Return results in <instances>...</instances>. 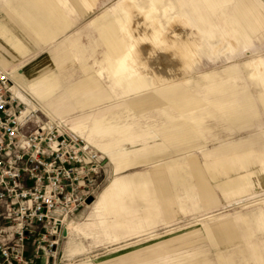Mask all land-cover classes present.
I'll use <instances>...</instances> for the list:
<instances>
[{
    "label": "rangeland",
    "instance_id": "rangeland-1",
    "mask_svg": "<svg viewBox=\"0 0 264 264\" xmlns=\"http://www.w3.org/2000/svg\"><path fill=\"white\" fill-rule=\"evenodd\" d=\"M8 1L13 5V16L23 22L22 16L27 11L22 0ZM57 1L61 9L68 7L64 8V13L52 12L54 17L59 16L56 21L60 20L64 27L71 25V19L72 27L46 43L44 48L31 51L27 61L16 46L13 47L28 48L24 37L18 36L17 42L10 43L0 35V52H13L20 72L31 67L35 74L44 68L54 73L58 66L47 57L49 44L76 37L79 48L70 45L71 50L61 54L65 59L59 63L65 68L62 72L77 73V76L50 78L72 96L76 81L87 78L92 71L106 93L92 103L76 104L74 111L54 115L31 87L24 88L22 93L29 99L28 103L42 108L34 112L36 124L49 122L50 118L62 119L91 142L92 138L106 140L129 155L135 151L133 146L139 151L144 144H165L157 136L160 124H170L174 133V129L184 124L194 131L190 133L197 134L201 144L187 148L188 152L185 149L174 151V164L160 158L119 172L110 156L95 146L103 156L96 197L66 222L57 255L45 261L36 258V264H226L221 263L224 258L232 261L227 264H264V101L261 98L264 94V27L258 37L255 35L254 43L241 29L213 28V12L204 10L203 0H154L156 5L152 4L153 0H88L93 12L81 19L74 18L69 6L83 0ZM119 7L122 9L117 12ZM107 11L112 14V21L116 15L119 17L120 21L115 23L122 38L126 36L127 46L136 45L131 54L126 52L112 63L126 59L129 65L125 66L126 72L141 71L145 76L143 83L151 81L156 87L127 92L136 84L124 88L113 80L115 74L110 69H103V65L107 67L104 60L94 64L96 58L103 59L107 48L101 44L94 25L92 29L84 27L89 20L93 22ZM262 14L264 16V11ZM2 23L0 20V27ZM12 31V28L6 29L9 34ZM189 44L198 54L191 61ZM157 51L167 54L168 61L175 66L174 77L165 82L167 84L148 66ZM207 73L212 74L217 83L233 88L221 94L211 93L212 82L204 78ZM10 78L15 84L11 75ZM167 85L190 95L196 107L180 109L167 103L163 99L165 90L159 89ZM38 88L48 87L39 85ZM245 93L251 98V106L247 105L241 117L228 118L223 115V109L213 107L215 101L222 102L231 96L234 101L224 104L229 111L239 113ZM55 96L56 92L45 100L49 102ZM135 122L140 124L135 126ZM178 136L173 138L178 140ZM242 142L247 145L220 156L204 153ZM150 152L155 153V150ZM131 176L141 181L139 189L121 191L106 204L102 203L118 178ZM215 231L224 238L219 246L213 245L215 242L210 235Z\"/></svg>",
    "mask_w": 264,
    "mask_h": 264
},
{
    "label": "crops",
    "instance_id": "crops-1",
    "mask_svg": "<svg viewBox=\"0 0 264 264\" xmlns=\"http://www.w3.org/2000/svg\"><path fill=\"white\" fill-rule=\"evenodd\" d=\"M1 2L2 0H0V3ZM152 2L153 5H156L154 0ZM21 3L27 11V14L24 13V15L22 16V19L20 17L21 21H23L21 23L18 18L13 16V5L8 0H4L0 4V20L3 21L2 26L0 27V29H2L0 31H3V33H0V35L4 37L7 42L9 40L10 43L17 42L18 36L24 37L25 44L28 45V48H21L17 45H13V47L16 46L15 49L21 52L25 58L24 61H27L28 59H30L29 57L31 51L40 50L44 48V45L46 43L61 36L68 28L73 26L74 22L70 19V17L65 16L66 19H70L71 25L68 26V22L65 21L67 25L61 27V22H59L60 20L56 21L59 16L57 14L54 17V14L52 12L64 13V8L68 7L64 6L61 9V6L57 0H22ZM202 3L206 5V8H204L206 12H213V28H223L230 31L241 29L249 38H252L254 43L255 35H257L256 37H258V32H260V30L264 27V16L262 14V11H264V0H203ZM210 6H212V8H210ZM20 7L21 6H16L17 9H19ZM54 8H56V10ZM120 8L122 9V7ZM120 8L116 9V11L118 12ZM69 10L71 12H74V18L81 19L87 18L93 12V7L91 6V2H89L88 0H83L79 4H71V6H69ZM115 21H120L117 15L115 17ZM115 21H112V14L107 11L104 12L102 16H100L95 21L93 20L92 22L91 20H89L86 26L84 27V29H92L94 25L99 32L101 44H103L107 48V52L103 55V59L99 60V58H96L94 64L96 65L98 62L104 60V63H107V67L103 65V69H110V71L114 74L116 72V69H123L124 74L120 75L119 77H117L115 74L113 80L118 83H121L124 88H128L127 85L129 84H136L135 88L129 89L127 90V92L141 90L142 88H149L150 86L156 87V84L152 83L151 81H149L148 84L143 83L142 78L145 76L141 71H133V73L126 72L125 69L129 66L126 59L124 61L119 60V63H112L114 58H117L118 56L121 57V55L126 52H130L129 54H131V50L133 52L134 49L133 43L128 47L126 44V36L122 38V36L118 33L119 27L115 23ZM9 28H12L14 32L12 31V33L10 34L7 33L6 29ZM180 32L184 35V31L181 30ZM37 39L41 41H38ZM127 41H129V37H127ZM241 42H243V44L246 43V41ZM72 44L76 45V48L78 47L77 45H80L76 37L66 38L62 41H56L49 44V48L47 49V57L51 62H53L55 66H58L57 69H55L56 72L54 73L48 72L50 70L49 68H44L35 74V71H33L31 67H28L26 69L24 68V72H20V69L18 68L19 65L17 66L15 61L16 57L14 53L9 52L7 50L2 51L3 53L0 52V65L4 68L9 67L11 69L10 75L14 79L15 88H19L20 91L23 92L24 88L31 87V90L34 91V93L38 94L36 96L42 100L44 106L47 107L49 111L54 115L68 113L72 110H75L74 108L76 104L92 103L93 100L102 99V97L105 96L106 93L105 87L95 77V74L92 71L88 72L89 74L87 78H82L76 81L74 88L71 89L72 96H68V94L65 92V88H60L59 82L50 78V76L54 75L77 76V73L72 74L69 72H62V70H65V68L63 69L61 62L59 63V61L65 59V57H61V54H65L66 52L70 51L71 49H68V47H70V45ZM82 44L83 43H81V45ZM188 50L190 54L189 60L191 61L194 58V55H196L197 57V53H195V51L191 48L190 44L188 46ZM91 51L92 56L90 58L92 59L93 49ZM156 53L157 52H155V54ZM108 63L110 68L108 67ZM114 66L116 67V69ZM148 66L149 68H151L150 63L148 64ZM153 69L155 70V68H152V70ZM33 76H36V78ZM26 77H30L28 81H32L28 85V81H25L24 79ZM204 78H207V81L212 82L211 86L209 87L211 93L216 92L221 94L227 92L229 90V87L233 88L232 86L227 84L217 83V80L215 79V77H213L212 74L207 73L205 74ZM50 79L54 80L55 82H52ZM39 84L45 85L48 88H38ZM165 87L159 89L165 90L166 93L163 94V99L166 100L167 103H169L171 106L188 110L196 107L190 95L187 96L181 90L179 91L178 88H172V86ZM54 92H56V96L50 99L49 102H47L44 98H51L52 93ZM261 98L264 101L263 93L261 95ZM250 100L251 98H249L247 93H245L242 99L243 103H241L240 105L241 109L239 113L229 111L226 104H224V102L234 101L233 97L231 96L226 97L222 102L215 101L213 103V107L215 109H223V115L228 118H234L236 116L241 117L242 112L245 113L244 111L247 109V107L249 105L251 106ZM133 124L137 126L140 123L135 122ZM67 125L71 127L68 123ZM160 125L161 127L157 128L159 131V135L157 136H159L158 139L160 140L162 138L165 144H144L140 148L138 147L139 151H136L137 146H133V150L135 151L130 155L129 153H127V151L125 152L124 150H119L116 145H114L113 143H109L106 140L101 139L100 141H97V139L92 138L93 142H91L87 136H84L77 130L73 129L72 127L71 128L78 134L83 136L85 139H87L89 142H91L94 147L96 146L99 150H101L105 154H108L112 161L115 163L116 171L119 172L126 167L134 166L140 162L155 161L160 158H167L166 162L168 164H174V160L172 159L174 151L177 150V152H179L178 150L182 151L185 149V151L188 152L186 150L187 148L198 147L201 144L200 140H198L200 138L197 136V134L190 133V131L192 130H190L184 124H180V126L174 129L176 131L175 133L173 132V129L170 124H164V126H162L163 124ZM135 130H137V128H135ZM173 136H178V140H176V138H173ZM246 145L247 144L244 142L236 145L230 144L228 146L219 148V150H206V152L204 151V153L220 156V154L231 152L237 149L238 147H244ZM153 150H155V153L150 152ZM156 152L159 153L156 154ZM179 154H182V156L186 157V155H183V153ZM134 177L135 176H131L128 178H118L115 187L113 189L108 190L106 194V199H104L102 203L106 204L108 201L117 196V194H119L121 191H126L129 188L134 187L139 189L141 181H137ZM210 235L213 239V242H215L213 244L214 246H219L223 244L224 238L221 233L215 231ZM224 262L227 264L231 263L232 261L230 259L224 258L221 263Z\"/></svg>",
    "mask_w": 264,
    "mask_h": 264
},
{
    "label": "built area",
    "instance_id": "built-area-1",
    "mask_svg": "<svg viewBox=\"0 0 264 264\" xmlns=\"http://www.w3.org/2000/svg\"><path fill=\"white\" fill-rule=\"evenodd\" d=\"M12 86L0 68V264H36L96 197L103 157L67 127L36 124Z\"/></svg>",
    "mask_w": 264,
    "mask_h": 264
},
{
    "label": "bare ground",
    "instance_id": "bare-ground-1",
    "mask_svg": "<svg viewBox=\"0 0 264 264\" xmlns=\"http://www.w3.org/2000/svg\"><path fill=\"white\" fill-rule=\"evenodd\" d=\"M155 2V1H154ZM153 3V2H152ZM156 3V2H155ZM120 8V7H119ZM121 10V8H120ZM116 17V16H115ZM118 17V16H117ZM117 19V18H116ZM118 20V19H117ZM120 24V23H119ZM123 28V26H122ZM136 32V31H135ZM179 36V35H178ZM180 38V37H179ZM188 42V41H187ZM136 45L134 44V47ZM143 48V47H142ZM143 50V49H142ZM132 51V50H131ZM109 52V51H108ZM151 52V51H150ZM157 51V53L155 54V56H153L154 58L151 59L150 61V64H151V69L152 68H155L154 71H156V74L160 75L162 78H163V83L164 84H167L165 82H169L172 80V77L173 76V72H174V69H175V66L172 64V62L168 61V56L167 54H162V52H159ZM130 53V52H129ZM140 53V52H139ZM150 54V53H149ZM193 54V53H192ZM108 55V54H107ZM198 55V54H197ZM147 56V54H146ZM145 58V57H144ZM193 58V57H192ZM191 58V59H192ZM162 60H167V62H163L162 63ZM124 61V60H123ZM111 62V61H110ZM109 64V63H108ZM114 65V64H113ZM120 66V65H119ZM172 66V67H171ZM109 67V66H108ZM115 67V66H114ZM121 67V66H120ZM171 67V68H170ZM4 67H2L3 69ZM116 69V67H115ZM170 69V70H169ZM4 70H7L4 68ZM172 70V71H171ZM114 71V70H113ZM10 73V72H9ZM183 81V80H182ZM171 83V82H170ZM169 83V84H170ZM163 84V85H164ZM38 85V84H37ZM40 85V84H39ZM33 86V85H32ZM167 86H170V85H167ZM159 87V86H158ZM12 88V93L14 95V97L18 98L20 100V102L24 103L26 106H25V110H24V114H30L31 116L35 117V114L34 112H37L38 110H42V108L38 105V104H35L33 102L31 103H28V98L27 96H25L19 88H15V84H13V86L11 87ZM166 88V87H165ZM230 88V87H229ZM31 89V88H30ZM58 89V88H57ZM60 89V88H59ZM220 91V90H219ZM36 94V93H35ZM92 94V93H91ZM38 95V94H37ZM41 98V97H40ZM43 99V98H42ZM46 99V98H44ZM38 122V120H36ZM50 124H58V125H61V126H64V127H67L69 130H71L72 132H75L77 133L76 131H74L71 127H69L66 123L65 120H62V119H51L49 120ZM78 134V133H77ZM80 137H82L85 141H87L88 143H90L92 145L91 142H89L87 139H85L83 136H81L80 134H78ZM93 146V145H92ZM94 147V146H93ZM95 148V147H94ZM102 156V155H101ZM103 157V156H102ZM91 204V203H90Z\"/></svg>",
    "mask_w": 264,
    "mask_h": 264
},
{
    "label": "clouds",
    "instance_id": "clouds-1",
    "mask_svg": "<svg viewBox=\"0 0 264 264\" xmlns=\"http://www.w3.org/2000/svg\"><path fill=\"white\" fill-rule=\"evenodd\" d=\"M116 76L119 77L120 75L124 74V70L123 69H116V72H115Z\"/></svg>",
    "mask_w": 264,
    "mask_h": 264
},
{
    "label": "water",
    "instance_id": "water-1",
    "mask_svg": "<svg viewBox=\"0 0 264 264\" xmlns=\"http://www.w3.org/2000/svg\"><path fill=\"white\" fill-rule=\"evenodd\" d=\"M94 201V197H90L89 199H88V203H92Z\"/></svg>",
    "mask_w": 264,
    "mask_h": 264
}]
</instances>
